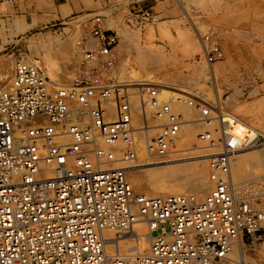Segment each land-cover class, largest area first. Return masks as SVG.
<instances>
[{"label": "built area", "instance_id": "obj_1", "mask_svg": "<svg viewBox=\"0 0 264 264\" xmlns=\"http://www.w3.org/2000/svg\"><path fill=\"white\" fill-rule=\"evenodd\" d=\"M104 24L100 15L87 23L94 41L72 85H55L24 56L15 61L11 86L0 85V264H255L244 252L264 241V180L236 185L231 177L232 156L252 139L233 132L232 113L190 90L164 94L166 86L109 77L119 39ZM197 35L213 65L222 56L216 32ZM182 106L197 115L188 119L175 108ZM215 121L217 129L196 134L198 148L180 144L188 123ZM149 132L148 162L206 153L204 197L134 191L128 171L140 165L139 136ZM139 222L150 235L146 253L106 252L105 231L133 233Z\"/></svg>", "mask_w": 264, "mask_h": 264}, {"label": "rangeland", "instance_id": "obj_2", "mask_svg": "<svg viewBox=\"0 0 264 264\" xmlns=\"http://www.w3.org/2000/svg\"><path fill=\"white\" fill-rule=\"evenodd\" d=\"M29 1L37 0L0 1V85L11 86L8 84L19 56L38 62L55 85H72L83 70L86 45L94 41L87 23L100 15L105 28L115 30L119 39L117 65L109 77L119 83L166 86L164 94L175 91L170 88L190 90L252 126L258 145L251 153L261 155L258 149L264 151V0H76L78 4L66 14L60 4L68 0H43L48 9H32ZM150 6L155 7L148 9ZM27 18L43 22L32 26ZM211 29L222 50L213 65L202 56L197 35V30L204 34ZM133 107L138 125L142 113L137 97ZM175 108L190 120L197 115L195 109L186 106ZM199 130L200 124L188 123L180 144L198 148ZM147 136L144 133L139 138L140 162L147 155ZM201 153L192 151V158L150 168L197 163L207 158ZM256 163V169L246 166L236 181L264 180V159ZM204 164L208 182V161ZM141 167L132 168V173L143 174L147 168ZM132 187L136 193L153 195L147 182L143 189ZM124 237L133 239L132 233ZM247 254L248 262L264 264V241Z\"/></svg>", "mask_w": 264, "mask_h": 264}, {"label": "bare ground", "instance_id": "obj_3", "mask_svg": "<svg viewBox=\"0 0 264 264\" xmlns=\"http://www.w3.org/2000/svg\"><path fill=\"white\" fill-rule=\"evenodd\" d=\"M11 81H12V77L8 85H10ZM3 86L6 88L8 87L6 85H3ZM220 109L223 111H227L222 108ZM232 114L237 118V124L235 125L233 132L236 134H239L242 137L244 136L245 133H248V135L252 139V144L250 146H247L243 148L242 150H240V152L234 154L231 159L232 181L234 184L240 185L241 183L246 182L248 180L236 181L237 179L236 177L239 178V176H242V173L246 166L247 167L250 166L252 167V169H256L255 168L256 166L255 164H257L256 162L262 161V159H264V156H263L264 151L262 149H258L259 151H261V155L258 153L257 154L251 153V152H254L251 148L256 147V145H258L257 144L258 134L253 129V127L250 126L247 122H245L241 118H238L234 113ZM218 126H219L218 122L215 121L213 122V125L210 127L206 125H201V130L206 129V128L215 130L218 128ZM142 135H140L139 138ZM100 143L102 146L106 144L109 147V145L103 140H101ZM103 143L105 144L103 145ZM138 143H139V140H138ZM146 143H147V139H146ZM140 149H142V147ZM200 156H207V155L206 153L203 152V155L201 153ZM147 157H148V154L146 155L145 160L142 161L139 165V167L146 166L147 168L143 174L140 172L133 174L132 168L128 171V173L130 172L129 174H130L131 185L138 186L143 189L145 182H147L153 195H148V194H145V195L162 196L165 193H178L179 194V193H187V192L192 191L194 194L198 195L199 197H204L209 192V189H210L209 177H208V182H209L208 183L204 176V168L206 166L204 162L206 160L208 161V158H205L206 160L201 159L200 161H197V163L194 162L193 164L186 163L185 165H173V166H168V167L164 166L160 168L158 167L150 168V166L154 164L170 163V162L178 161L179 159L174 160V161H168V162L154 159L148 162ZM115 165H119V164H115ZM208 176H209V173H208ZM145 191H146L145 193H149L148 190H145ZM165 195H172V194H165ZM147 230L148 229L146 228V225L144 223L139 222L135 224L134 230L132 233L133 239L131 241H128V239L124 237V235H116L113 231H109V230L105 231L106 236H107L106 238L108 239L105 245L106 252L110 255H115V254L130 255V254H136V253H141V254L146 253L149 249V244H150V235H149V232H147ZM241 243L243 242L240 239V244ZM248 256L249 254L244 252L245 259L248 260L250 258Z\"/></svg>", "mask_w": 264, "mask_h": 264}, {"label": "crops", "instance_id": "obj_4", "mask_svg": "<svg viewBox=\"0 0 264 264\" xmlns=\"http://www.w3.org/2000/svg\"><path fill=\"white\" fill-rule=\"evenodd\" d=\"M39 1V2H38ZM29 4L31 5L32 9H48L49 7L46 5V3L43 1V0H37V1H34V2H30L29 1ZM78 2L76 0H68L67 2H64V3H61L60 5V9L62 11L63 14H66L68 13L71 9H73L75 7V5H77ZM42 5V7H41ZM85 5H89V2L86 1L85 2ZM45 6V7H44ZM155 6H150L148 9H151V8H154ZM60 11V12H61ZM57 16V15H55ZM31 22V25L34 26V25H37L38 23L40 22H43V20H38L36 18H33V19H28Z\"/></svg>", "mask_w": 264, "mask_h": 264}]
</instances>
